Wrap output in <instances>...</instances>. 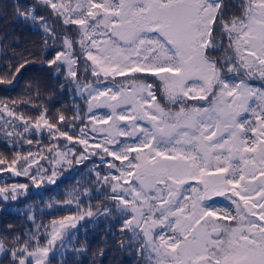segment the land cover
<instances>
[{"label":"snow or ice","instance_id":"1","mask_svg":"<svg viewBox=\"0 0 264 264\" xmlns=\"http://www.w3.org/2000/svg\"><path fill=\"white\" fill-rule=\"evenodd\" d=\"M12 14L48 54L0 45V85L38 61L74 107L53 115L39 82L0 99V173L30 181L0 183V201L87 179L46 205L74 215L0 231L9 264H66L86 251L81 221L101 219L137 264H264V0H14Z\"/></svg>","mask_w":264,"mask_h":264},{"label":"trees","instance_id":"2","mask_svg":"<svg viewBox=\"0 0 264 264\" xmlns=\"http://www.w3.org/2000/svg\"><path fill=\"white\" fill-rule=\"evenodd\" d=\"M13 3L14 0H0V45H12L17 52L27 50L25 55L29 53L35 56L47 55L48 53L43 51L41 33L26 27L17 20L12 14ZM9 55L11 56L12 53L9 52ZM7 66V61L0 58V75L4 74V68ZM42 67L38 61L30 65L29 71L24 73L19 86L14 90H11V86L0 85V99L9 97L14 99L21 96L25 93L29 82H39L43 90L41 99L48 101L52 114L55 115L57 110L69 112L74 107L72 93L62 91L56 83V77L50 76L47 70H41ZM81 106H83L82 103ZM44 143H47V140ZM27 147L25 145V148ZM0 153H4L11 158L10 151L6 150L5 145L2 143H0ZM86 172L87 169L84 170V173L78 172L76 169L64 172L57 183L48 185L46 190L30 187L26 195H21L15 201H0V231L6 230L9 224L14 225L13 232L16 234L25 231L31 227V222L27 219L31 214L36 215L38 223L43 222L45 224L52 219L74 215L76 212L75 205L60 204L51 208L46 205L54 203L55 200H63L77 186L78 180L82 183L85 182L87 179ZM0 183L30 184V181L26 177H15L5 172L0 173ZM92 203L95 204L97 201L93 200ZM112 223L114 222L103 219L99 221H82L83 227H79L73 244L77 246L83 244L86 251L73 254L69 249L66 253V264H137L136 257L131 251L120 248L119 236L118 234L113 235L116 229L111 226ZM0 264H9V260L1 255ZM54 264H60V257L57 258Z\"/></svg>","mask_w":264,"mask_h":264},{"label":"rangeland","instance_id":"3","mask_svg":"<svg viewBox=\"0 0 264 264\" xmlns=\"http://www.w3.org/2000/svg\"><path fill=\"white\" fill-rule=\"evenodd\" d=\"M44 163V162H43ZM82 222V221H81ZM1 256V255H0Z\"/></svg>","mask_w":264,"mask_h":264}]
</instances>
